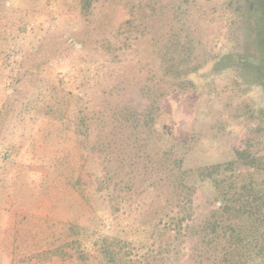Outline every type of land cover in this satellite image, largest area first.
Returning a JSON list of instances; mask_svg holds the SVG:
<instances>
[{"label": "rangeland", "instance_id": "obj_1", "mask_svg": "<svg viewBox=\"0 0 264 264\" xmlns=\"http://www.w3.org/2000/svg\"><path fill=\"white\" fill-rule=\"evenodd\" d=\"M130 1L98 0L87 17L77 0H0V264H65L67 223L103 211L126 226L153 203V189L122 190L115 160L95 149L117 104L141 102L132 79L159 61L161 24L172 15L171 0ZM186 7L207 47L200 101L182 100L196 124H178L189 133L194 127L203 142L189 159H242L253 168L254 152H264V119H237L223 97L264 108V0H189ZM235 83L241 88L233 92ZM170 107L166 118L176 111ZM227 118L224 129L216 120ZM48 250L60 256L46 257Z\"/></svg>", "mask_w": 264, "mask_h": 264}, {"label": "trees", "instance_id": "obj_2", "mask_svg": "<svg viewBox=\"0 0 264 264\" xmlns=\"http://www.w3.org/2000/svg\"><path fill=\"white\" fill-rule=\"evenodd\" d=\"M77 1L87 17L99 8L98 0ZM146 1L139 0L138 6ZM187 4L189 0H171L167 5L172 15L161 24L160 59L142 67L145 78L132 79L131 85L142 89L141 102L137 107L131 101L117 104L114 118L96 136L95 149L112 157L122 172L117 185L129 191L153 189V203L138 222L126 226L103 211L84 224L67 223L68 258L61 257L65 264H264V152H254L253 168L234 158L196 164L189 158L203 142L194 127L189 133L178 125L189 120L196 124L198 115L186 116L182 100L200 101L197 88L207 51L201 24L189 20ZM18 9L14 3L11 10ZM219 64L207 68L209 77ZM233 86V92L241 88ZM223 99L237 119H264V108L248 99ZM174 105L169 126L166 116ZM139 111L142 118L136 116ZM216 121L230 127L231 119ZM48 251L46 257L58 254Z\"/></svg>", "mask_w": 264, "mask_h": 264}, {"label": "flooded vegetation", "instance_id": "obj_3", "mask_svg": "<svg viewBox=\"0 0 264 264\" xmlns=\"http://www.w3.org/2000/svg\"><path fill=\"white\" fill-rule=\"evenodd\" d=\"M243 80L246 82V79L245 78H243Z\"/></svg>", "mask_w": 264, "mask_h": 264}]
</instances>
